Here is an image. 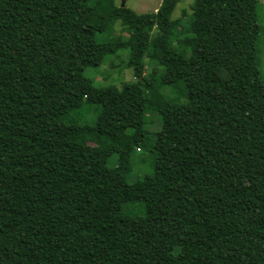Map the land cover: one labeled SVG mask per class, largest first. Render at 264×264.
Here are the masks:
<instances>
[{
    "label": "trees",
    "instance_id": "trees-1",
    "mask_svg": "<svg viewBox=\"0 0 264 264\" xmlns=\"http://www.w3.org/2000/svg\"><path fill=\"white\" fill-rule=\"evenodd\" d=\"M179 1L0 0V264H264L257 0H194L186 25ZM120 50L133 79L95 86Z\"/></svg>",
    "mask_w": 264,
    "mask_h": 264
},
{
    "label": "rangeland",
    "instance_id": "rangeland-1",
    "mask_svg": "<svg viewBox=\"0 0 264 264\" xmlns=\"http://www.w3.org/2000/svg\"><path fill=\"white\" fill-rule=\"evenodd\" d=\"M116 4L124 3L137 13L151 12L158 7L161 0H115ZM194 0H180L173 13L172 17L174 19H180L181 23L186 25L187 20L190 16H200L202 14V8L193 6ZM257 16L258 23L260 25V33L256 41V57L258 60V68L260 71V76L264 78V0H257ZM122 24L116 22V24L111 29L109 36H112L116 39L122 37ZM150 35H144L141 38V49L146 50ZM98 41L106 39V34L96 33L95 35ZM128 52L126 50H120L115 55L107 56L105 61L97 67L86 68L84 74L91 78L95 86H101L105 84H114L121 86L124 82L131 81L133 79L132 71L130 68L125 67V62L127 61ZM145 73L151 69L149 65H146ZM162 92L168 96H173V90L168 87H163ZM72 117L76 120H82L89 124H93L96 111L92 108L86 110V106L77 109L72 114ZM145 126L150 131L155 129L157 126L156 118L150 110L145 111L144 115ZM115 156L110 158L109 164L112 165L114 162ZM153 162V155L146 150L136 149L133 151L131 156V163L126 167L125 172L127 173V180L129 182H134L140 180L142 175L151 170ZM131 199H136L135 195L130 196ZM130 213L133 214H142L143 213V204L141 202L130 203L125 206Z\"/></svg>",
    "mask_w": 264,
    "mask_h": 264
},
{
    "label": "water",
    "instance_id": "water-1",
    "mask_svg": "<svg viewBox=\"0 0 264 264\" xmlns=\"http://www.w3.org/2000/svg\"><path fill=\"white\" fill-rule=\"evenodd\" d=\"M124 5V3L123 2H121V6H123Z\"/></svg>",
    "mask_w": 264,
    "mask_h": 264
}]
</instances>
